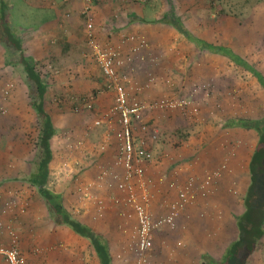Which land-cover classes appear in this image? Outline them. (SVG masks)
<instances>
[{
  "label": "crops",
  "instance_id": "1",
  "mask_svg": "<svg viewBox=\"0 0 264 264\" xmlns=\"http://www.w3.org/2000/svg\"><path fill=\"white\" fill-rule=\"evenodd\" d=\"M5 1L9 7L10 17L8 19H10V23L15 8L14 2L21 1L25 7L32 9L43 8L53 11L52 16L47 17L42 22H37V25L31 27L18 25V29L14 28L22 39L23 53L34 58L35 61L43 58V54L36 49H40L39 45L48 41L51 34L55 37L57 34L60 35L59 39L69 43L67 47L76 46L77 41L79 42L83 35L84 37L85 34L87 35L88 30L83 26L85 21H80L78 18L82 19L81 10L89 6L92 11H96V26H100V32L96 28L97 37L103 39L105 36L101 32V25L112 28L114 23L116 27L113 28L116 29V35L111 34V29H109L111 35L109 38L111 42L109 43L116 45L113 43L115 42L117 43L116 46L121 48L118 50L121 51L122 59H125V66L121 67L120 72L127 74L134 71L136 79L137 76L141 75V71L146 74L145 70L148 68L138 66L139 59L132 60L133 63L127 59L129 57L134 58L139 51H135L134 48L139 46L137 29L143 22H132L133 17L129 18L131 22L107 20L106 15L102 17V10L111 11L114 8L107 1ZM129 1H118L120 3L118 8H127V11L130 10L132 14L135 13L140 16L139 7L134 6V3L128 4ZM124 2L127 3L125 6ZM70 10L73 11L71 18ZM67 12L68 14H66ZM83 18L86 20L85 16ZM48 33L50 34L48 35ZM64 33L65 36H63ZM68 33L69 37L66 38ZM104 41L107 42L108 40L105 39ZM0 46L3 45L0 44ZM67 47L65 50L63 47L62 49L58 47L61 49L59 56L70 54L69 51L67 52ZM0 53L2 54L1 51ZM3 54L4 61L6 60L4 67L6 68L2 70L0 65V73L4 72L11 76L14 72L18 73L20 69L22 72L21 81L22 79L24 81L23 65L15 64L12 60L9 64L8 59H5V56L8 57L6 50ZM11 55L13 54L11 53ZM51 55L55 56L54 54ZM85 56L90 58L89 54H85ZM86 71L88 73V70ZM56 72L58 73V70ZM67 72L72 73L66 77V80L60 79L57 84L49 83V88L61 89L66 93L69 86H73L75 93L79 95L80 93L92 94L96 87L99 88L98 84L92 80V76L87 74L86 82H83L73 77L75 69ZM147 74L150 73L147 72ZM12 85L10 95L6 100H0L6 110L5 113L0 112V224L2 225L0 228V249L10 246V231H13L18 237L19 248L25 256L27 264H100L92 245L86 238L78 235L70 227L57 225L51 220L43 198L28 180L31 161L28 153L24 156L26 151L14 147V136L17 129L24 136L29 130V118L36 120L37 114L31 108L27 85L25 84L26 88L23 83L21 84L22 87L14 88V83ZM146 85L147 83L141 87V90ZM106 88L109 87L106 85ZM149 93L148 96L152 99H156L158 96L156 90H151ZM69 95L70 98L74 97V94ZM153 95H155L154 98ZM139 97L141 96L137 95V98ZM92 98L95 99V110L100 112L94 119L91 117L89 120H84L75 115L79 113H74L70 108L68 110V107H66L67 110L61 111L58 105L54 106L53 120L58 131L52 140V148L54 150V140L61 138L63 133L66 134L69 131L68 128L73 129L77 136L85 133L84 147L78 151L79 156H76L79 160L76 163L84 164L80 167H85L86 170L83 173L84 177L73 176L68 183L58 184L54 181L55 176L51 172L50 164L51 180L48 187L54 192L62 194L66 201H73L77 207L81 202H84L80 201L82 195L78 189V182L75 181V177L79 178L80 186L84 184L87 187L83 190L84 196L88 199L90 195L92 200H89L90 202H87L86 207L82 206V210H78V212H75L69 205L67 208L72 214L82 211V214H74V216L107 238L114 264H136L133 246L131 248V245L132 238L135 239L137 234L138 219L134 208L126 202V192L121 191L117 186V178L119 181V178L123 177L124 167L119 163V141L117 137L121 130L119 117L117 114L110 115L115 103V92L109 89L99 91L98 96ZM75 101L73 100L74 103ZM138 101L148 106L144 113V120L151 125V131L157 134L156 139L147 141L153 158L143 164L145 167L144 179L141 182L136 181L134 185L139 200L144 201L147 197L149 209L154 219H159L170 212L172 203L178 201L180 187H184L188 181H193L196 185L195 198L185 206L182 210L183 213L178 215L175 225L166 224L154 231V248L150 253L152 264H206V257H211L217 261L221 260L227 249L239 239L236 218L244 214L246 210L245 195L251 184L250 162L255 144L252 145L250 140H242L240 147L235 144V134L239 135L237 133L238 128L225 127V122L235 118V116L229 115L226 119L224 117L218 118V112L213 108L214 118L217 117L218 120L224 122L219 126L206 124L207 120L211 119L213 112L210 109H202L197 100L199 122H204L206 125L204 129H207L202 134H196L198 129L194 130L196 128L195 122L186 123L190 114L188 112L191 111L189 107L193 105L191 102H187L189 103L188 106L162 107L161 104L164 101L172 102V100L138 99ZM214 101L219 103V108L216 106L218 104L214 103L218 110L223 107V103L224 106L226 103L223 100ZM175 102L179 105L186 101ZM92 103H89L85 113L92 111ZM202 104L205 103L202 102ZM191 114L195 115L192 111ZM96 120H101L102 123L96 125ZM101 126L105 127L102 132L103 143H101L105 147L94 151L89 145L88 133L91 128L93 130ZM242 130L244 129L240 128V131ZM250 132L252 133V131ZM186 133H190L189 137H201L195 138L193 142L182 139L179 142L177 140L178 134L186 135ZM240 135L246 136V132ZM223 136L228 138L227 141L225 140L226 142L221 139ZM235 146L243 149L244 153L242 150L236 152ZM76 149L79 148L75 144ZM59 153L63 154L64 152ZM215 172H219V175L214 177L205 189L201 188L207 175H213ZM173 183L177 184L178 187L172 186ZM78 191L80 193H77ZM133 234L134 236H132ZM263 246L264 237L258 250ZM0 264H5L2 254H0Z\"/></svg>",
  "mask_w": 264,
  "mask_h": 264
},
{
  "label": "rangeland",
  "instance_id": "2",
  "mask_svg": "<svg viewBox=\"0 0 264 264\" xmlns=\"http://www.w3.org/2000/svg\"><path fill=\"white\" fill-rule=\"evenodd\" d=\"M105 1L112 4L114 8L111 11L105 9L102 10V17L103 15H106L107 20H113L112 22H119V20L131 22L129 20V18H131V14L129 15L127 13L128 11L130 13V10L127 11V8L119 9L118 1L116 0ZM171 1H173L172 3H174L178 14L181 15L188 28H190L196 35L208 42L232 47L237 53L242 55L244 59L264 74V0H252V9L248 11V16L244 17H237L231 14L220 16L218 14L220 0H130L128 4L134 3V6L139 7L140 16L145 17L147 20V22H143L138 26L137 43H139V46L137 47V51H139L134 58L130 59V62L134 59H139V62H137L139 63L138 66L148 68L145 70L146 74H143L141 71V75L139 77L137 76V79L135 78L134 71L127 74H122V72H120L121 79L126 85L127 92H129L130 96H132L131 99L172 100L174 103L173 107L188 106L189 103L187 102H191L194 106L192 105L189 108L195 115H192L191 111L188 112L190 114L186 123H196V128H194L195 131L198 129L196 134L205 133V130H207L204 129L206 127L204 122H199L200 116L198 114L199 110H197L198 105L196 104V100L199 101V105L204 110L210 109L213 112L214 108L218 112V118L224 117V119H226L229 115L248 118H259L262 116L264 114V89L260 86L255 76L244 68L234 65L233 62L225 56L206 51L200 52L194 43L189 42L174 27L161 23L160 21H154L155 19L157 20L161 18L167 9L166 6H168V4L170 5ZM223 1L226 5L234 4V1ZM14 3L15 8L13 9L11 19L13 29H18V25L27 27L37 25V22H42L47 17L53 15V11L49 9L28 8L25 7L21 1ZM68 12L66 14H68ZM72 12L73 11H71L70 18L73 15ZM81 12V14L86 17V20L83 17L82 19L80 17L78 18L80 21H85L83 26L88 30V24L92 23L94 33H96V28L98 29V32H100V26H96V11L94 12L91 7L86 6L81 10ZM108 22V24H110V21ZM112 26L113 27L110 28L111 26L107 27L105 25H101V32L105 35L104 37L108 36L105 38L108 41H104L105 39L103 35L102 37L104 40L100 39V37H97L96 40L103 49L120 48L116 46L117 43L115 42L113 43L116 45L109 43L111 42L109 40L111 37L109 29H111V34L116 35V29H113L116 28L114 23ZM51 32L54 33V31ZM49 34L50 33H48V35ZM63 36H65V33ZM58 37L60 38V35L57 34L55 37L51 34L49 40L42 42V44L39 45L41 48L36 49V51L43 54V58L37 60L36 62L37 68L42 71L44 75H46V81L48 83L57 84L60 79L66 80V77L71 75L70 73L72 72L69 73L67 72L68 70L75 69L73 77L78 78V81L86 82L88 74V76H92V80L99 86V88L96 87L95 89H99L100 91L108 90L104 83L105 75L103 76L104 73L101 71L97 58L94 55V51L86 38L88 35L85 34V37L83 35V38H81L82 40L80 39L79 42L77 41V45L73 47H67L69 43L59 39ZM68 37L69 33L66 38ZM153 38L155 40H151ZM58 47L61 49L63 47L64 50L67 47V52L69 51L70 54L62 57L59 56L61 49ZM130 47L132 48V46ZM0 51L2 52V54L0 53V65L2 70H4V68H6L4 67L6 61H4L3 54L5 51L4 46H0ZM28 52H30V49H28ZM50 54H54L55 56H50ZM85 54H89L90 58L86 57ZM6 58L8 57L5 56V59ZM19 58L20 53L11 55L10 60H12L15 64H19ZM131 63H133V61ZM8 69L12 70L11 68ZM57 70L58 73L56 72ZM86 70H88V73ZM147 72L150 74L148 75ZM13 74L14 76H12ZM0 76H2L0 79V100H6V98L3 97L2 92L9 84L14 83V88H16L22 87L21 84L23 83L26 88L24 83L25 80L23 81L22 79L21 81L22 72L20 69L18 73L14 72L11 76H8L7 73L4 72H1ZM146 83L147 85L145 88L141 90V87H143ZM151 90H156L158 95L156 99H152L148 96ZM74 92L75 89H73V86H69L67 95L73 94ZM137 95H140L141 97L137 98ZM154 96L155 95H153V98ZM214 100H223L226 102L225 106L222 101L223 107L218 110L219 103ZM175 101L186 102L182 103V105H177ZM201 101L205 104H202ZM214 103L218 104L216 105L218 108H215ZM98 113L100 112L92 109L89 113L75 115L82 117L84 120H89L91 117L93 119L95 116L97 117ZM214 114L215 112L211 113V119L207 120L206 124L219 126V124L224 121L218 120L217 117L214 118ZM73 123L75 126V120ZM104 128V126L97 127L93 130L91 128L89 131L91 134L88 133L89 145L92 146L94 151L99 150V148L104 149L105 147L104 144H101L103 143L102 132L104 131ZM29 130L31 131V137L36 135L37 129L35 118H33V120L29 118ZM68 130L69 131L66 133L67 135L63 133L64 135L62 134L61 138L54 140L53 142L55 159L51 162V172L53 176H55V180H53L58 184L68 183L73 176L84 177L83 173L86 170L85 167H80L84 164L79 165V163H76V161L79 160L76 155L79 156L78 151H81L82 147H84L86 134L83 133V135L77 136L73 129L68 128ZM245 132L246 136L240 135L245 134ZM237 133H239V135L235 134V144L239 147L241 146L242 140H250L252 145L256 144L257 136L254 135V133H251L248 130L240 131V128H238ZM250 134H252V136H250ZM189 135L190 133H186V135L178 134L177 140H179V142L181 139L193 142L195 138L199 139L201 137L199 136L193 138L191 136L189 137ZM221 139H223V141L228 140V138L224 136ZM75 144L78 145L79 149L75 150ZM245 145H247V143H245ZM30 146H32V150H30L27 146V149L23 151H26L24 156L28 153L29 160L32 162L34 156L33 149L35 150V147L32 145V140ZM248 147L250 148V145H248ZM235 149L236 152L239 150L243 151V149L236 146ZM61 151L64 153L60 154L59 152ZM248 154H250L249 151ZM78 179L79 178L75 177V181L78 182V189L81 191V199H83H80V201L84 202H81L82 204L80 203L77 207H75L73 201H66L67 205L72 207L75 212L82 210V206L86 207L87 202L92 200L90 195L88 199L84 196L83 190L87 187L84 184L80 186L81 181ZM82 182H84V180H82ZM252 188L254 191L253 196H255L252 203H256L257 198H259L261 203H263L264 200H262L263 197L260 193V186L257 184ZM80 191L77 193H80ZM89 208L91 207L89 206ZM97 210L99 209L97 208ZM75 212V215L82 214V211H79L80 213ZM132 236H134V234ZM137 237L138 234H136L135 239L132 238L131 245V248L133 246L135 258ZM248 264H264V246L256 252Z\"/></svg>",
  "mask_w": 264,
  "mask_h": 264
},
{
  "label": "trees",
  "instance_id": "3",
  "mask_svg": "<svg viewBox=\"0 0 264 264\" xmlns=\"http://www.w3.org/2000/svg\"><path fill=\"white\" fill-rule=\"evenodd\" d=\"M116 1L123 2V0ZM230 1H234V4L226 5L223 0H220L218 11L220 16L230 14L237 17L248 16V11L252 9V0ZM172 2L173 1H171L170 5L168 4V6H166L167 9L161 18L155 19L154 21H160L161 23L174 27L189 42L194 43L200 52L206 51L227 57L234 65L244 68L255 76L260 86L264 89V74L260 70L244 59L243 56L237 53L232 47L222 44L217 45L196 35L188 28ZM119 4L120 3H118V5ZM126 4L127 3L124 2V6ZM127 13L129 15L131 14L130 17H133L132 21L147 22L145 17H141L135 13L132 14V12L129 13V11ZM8 18V3L5 0H0V44L4 46L8 54L7 59L9 64L11 63V53L13 55L20 53L18 63L23 65L25 71L24 83L29 90V102L31 108L37 114L36 135L31 137V131L28 130L23 136L17 129L14 136V147L19 150H25L27 146L32 150V146H30L31 140L32 145L35 147V150L33 149L34 156L30 165V176L28 180L36 187L43 198L49 217L55 224L68 226L78 235L86 238L92 245L100 264H114L107 238L75 217L74 213L72 214L67 208V203L63 195L54 192L48 187V183L51 180L50 164L55 159L52 140L58 131L53 120L54 106L58 105L61 111L67 110L66 107H68V110L70 108L74 113H85L90 102H93L92 109L96 108L95 99L93 100L92 97H94V95L97 97L100 90L94 89L92 94L80 93V95L74 92V95L71 94V96L73 95L74 97L70 98V95H67V92L64 93L61 89H50L49 83L46 81V75L37 69V62L34 58L26 56L25 53H23L22 39L13 29ZM94 35L97 38L96 33H94ZM104 83L105 87L106 85L108 86L106 77L104 78ZM108 89L114 91L110 87ZM129 97L132 98L130 95ZM73 100H76L75 103ZM76 107H78V109H76ZM146 124L149 125V128L151 127L149 123ZM225 127L241 128L252 131V133L257 136L250 162L251 184L245 195L246 210L244 214L236 218L237 227L239 229V239L227 249L225 256L221 260L217 261L211 257H206L205 262L206 264H248L258 250L261 240L264 237V202L261 203L259 198H257V202L254 204L252 203V200L255 199L252 187L257 184L260 186V193L263 197L262 200H264V114L259 118H231L225 122ZM151 128L150 130H152ZM152 133L151 131L150 134L146 136L147 141L152 139ZM148 149L151 151L149 146Z\"/></svg>",
  "mask_w": 264,
  "mask_h": 264
},
{
  "label": "built area",
  "instance_id": "4",
  "mask_svg": "<svg viewBox=\"0 0 264 264\" xmlns=\"http://www.w3.org/2000/svg\"><path fill=\"white\" fill-rule=\"evenodd\" d=\"M87 35V40L107 79L108 86L116 94L115 103L110 111V115L117 114L119 117L121 125V130L117 136L119 141V163L124 167V175L122 178H119V181L117 178V186L120 190L127 193L126 202L134 208L138 219L136 264H152L150 253L154 248V231L166 224L175 225L178 215L195 198L196 185L193 181H188L184 187H180L178 201L172 203L170 205V212L159 219H154L149 209L147 197H145L146 200L144 201L139 200V195L135 191L134 185L136 181L141 182L144 178L145 167L143 164L153 158V153L148 149L146 137L150 134L151 130L149 125L144 121V111L148 106L129 97L126 85L120 76L121 67L125 66V59H122L121 51L113 48L103 49L96 40L92 23L88 24ZM137 49V47L134 48L135 51ZM130 59L131 57L128 60ZM12 87L13 85L9 84L3 90L2 94L4 98L10 95ZM179 105H182V103ZM161 106L173 107L174 104L164 101ZM0 112H6L5 106L1 101ZM101 123V120L95 121L96 125H100ZM151 138H157L156 132L152 133ZM218 175L219 172L207 175L201 188L205 189L212 182L213 178ZM172 186L178 187L174 183ZM1 227L2 225L0 224ZM10 233V246L0 249V254L3 255L5 264H27V260L19 248L17 235L13 231H10Z\"/></svg>",
  "mask_w": 264,
  "mask_h": 264
},
{
  "label": "bare ground",
  "instance_id": "5",
  "mask_svg": "<svg viewBox=\"0 0 264 264\" xmlns=\"http://www.w3.org/2000/svg\"><path fill=\"white\" fill-rule=\"evenodd\" d=\"M167 213V212H166ZM183 213V212H182ZM178 220V219H177ZM157 231V230H156Z\"/></svg>",
  "mask_w": 264,
  "mask_h": 264
}]
</instances>
